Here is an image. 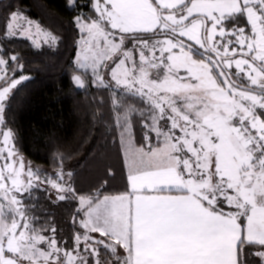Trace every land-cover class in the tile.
Masks as SVG:
<instances>
[{"label":"snow or ice","instance_id":"1","mask_svg":"<svg viewBox=\"0 0 264 264\" xmlns=\"http://www.w3.org/2000/svg\"><path fill=\"white\" fill-rule=\"evenodd\" d=\"M76 3L68 0L70 7ZM146 3L157 17L153 28H128L123 6L116 0H91V15L74 19L80 33L71 77L74 85L85 87L82 74L87 73L97 86L123 87L147 106L139 112L147 129L145 144L125 147L131 157L125 161L124 191L106 195L97 188L83 193L75 187L74 173L65 172L62 163L54 176H42L12 146V130L0 129V264H141L134 237L136 215L142 209L140 197L157 194L165 185H174L172 194L187 199L172 202L175 218L160 225L154 235L179 233L206 242L218 257L191 264H251L250 255L264 264V0ZM22 19L27 28L19 25ZM161 19L168 23L167 29ZM157 28L172 33L175 47H161V41L169 39L166 36L151 42L150 54L158 57V63L137 88L128 79L135 72V58L141 55L135 46L149 41L137 40L136 33H155ZM8 29H14L12 36H26L37 48L42 42L54 45L59 40L18 12L11 14ZM126 36L132 47L126 46ZM185 52L191 66L174 67L172 54L184 56ZM21 68L17 54L0 51V124H5L4 102L22 82L16 76ZM169 77L176 81L174 88L164 86L170 84ZM204 78L223 90L230 103L217 107L213 89L199 87ZM113 102L119 105L121 98ZM206 109L218 110L223 118L222 132L213 131L207 139L213 145L231 144L234 173H224L217 155L201 142L196 123ZM145 113L149 114L145 117ZM119 128L121 142L124 138L131 141L132 125L127 118H122ZM193 133H197L195 138ZM111 174L109 169L106 175ZM41 184L55 191L57 201L76 202L69 221L71 246L57 238L55 224L37 227L32 223L37 218L28 215L30 206L19 194L30 196Z\"/></svg>","mask_w":264,"mask_h":264},{"label":"trees","instance_id":"2","mask_svg":"<svg viewBox=\"0 0 264 264\" xmlns=\"http://www.w3.org/2000/svg\"><path fill=\"white\" fill-rule=\"evenodd\" d=\"M16 10L56 35V45L37 48L26 38L9 36L6 25ZM91 11V0H77L74 7L68 0H0L1 51L19 56L22 68L16 76H30L8 99L3 125L12 130L17 151L42 176H54L62 163L65 172L74 173L75 187L81 192L99 188L107 195L124 191L126 185L119 123L127 118L134 146L145 144L147 129L139 112L147 106L137 95L97 86L87 73L82 74L85 87L74 85L73 61L80 42L74 19ZM119 97L120 104H114ZM151 143L157 144L154 133ZM109 169L112 174L106 175ZM52 195L39 186L23 200L30 206L28 215L37 218L32 223L49 228L56 224L70 246L73 227L69 221L76 202H59ZM248 260L258 264L259 258L250 255Z\"/></svg>","mask_w":264,"mask_h":264},{"label":"rangeland","instance_id":"3","mask_svg":"<svg viewBox=\"0 0 264 264\" xmlns=\"http://www.w3.org/2000/svg\"><path fill=\"white\" fill-rule=\"evenodd\" d=\"M116 2L123 6L121 11L127 17L126 26L128 28H130V29H132V28H153L156 26L157 17H156V15L153 14L151 7L146 3V0H116ZM173 2H174V0H160V3L168 4V5H170ZM196 10H207V9L197 8ZM15 12H18L21 17H26L27 20L32 21L33 25L38 24L37 22H35V21L29 19L27 16H25V14L21 10H16ZM80 16H88V15L82 14ZM168 19L172 23H175V21L172 19L171 16H169ZM160 23L165 27V29H167V27H168L167 22H165L164 20L161 19ZM19 25L22 26L23 28L28 27V24L23 19L21 21H19ZM13 30L14 29H8V35L9 36L28 39L26 36H22L19 34L12 36L11 33ZM16 31H18V29H16ZM33 31H34V28H33ZM189 34L191 35L192 33H189ZM164 36L168 37L169 39L162 40L161 41V47H165L168 50L175 47V45H173V43L171 42L172 33L167 32V31L161 32L159 28L156 29L155 33H151V32H143V33L137 32L136 33V39L137 40L145 39V40L149 41L148 45L137 44L135 46V51L140 52L141 55L135 58V64H134L135 72L133 73V75L129 76L128 79L137 88H139L141 86V84H143L147 81V73L149 71H154V69L152 68V65L158 63V57L154 58L150 54V50L154 47V45L151 42L154 39H156L157 37H164ZM125 39L127 42L126 46L132 47L131 38L126 36ZM28 40H30V39H28ZM177 43H179L178 39H177ZM55 45L56 44H54V45L44 44L42 42L40 47H43V46L54 47ZM0 51H1V47H0ZM196 51H197L198 55H203L202 53H199L198 49ZM181 52H183V49H181ZM187 55L188 54L186 52L184 53V56H180V55L173 53L172 54L173 66L174 67L191 66L190 61H188L184 58ZM132 68H133V65L130 64L129 65V71H132ZM194 70L199 71V69H194ZM234 71H235V69H234ZM141 73H143L142 76H141ZM161 73H163V69H161ZM104 74H105V76L107 75V73H104ZM17 78L22 79V82L19 84V85H21L26 80H28L30 78V76L22 74V75H18ZM90 78H91V76H90ZM138 79L140 80V84H137ZM169 81H170V84H166L164 86L169 87V88H174L176 86V81L171 80V77H169ZM199 87H202L205 89H213V100H214L215 105L217 107L230 103L229 97H227L226 95L223 94V90L216 89L215 86L213 85V83H211L207 78H204L201 80ZM15 89H13L10 92L9 98L12 95V93L15 91ZM112 89L115 92L120 91V92L128 93L125 91V89L123 87L113 86ZM198 94L204 95V93H198ZM242 94L243 93H241V95ZM164 95L167 96L168 93L165 92ZM8 99L4 102L5 106H6ZM165 108H167V105H165ZM200 116H201V119L199 121H197L196 127L199 129L198 135L200 136L201 142L205 143L207 145L208 151L210 153L217 155V158L220 161V167L223 169L224 173H230V172L234 173L235 169L232 170L233 168H232L230 162L228 161V158L226 156L222 157L223 156L222 155V150H223L222 145L210 144V143H208V139H207L208 136L213 131L218 132V133L222 132V130H223V118H222V116L219 114L218 110H213V109H206L205 112L200 113ZM193 119L195 120L196 117H193ZM166 123L167 122L165 121L164 124L166 125ZM0 129L7 130L8 128H5L3 124H0ZM192 135L195 138L197 136V133H193ZM2 140H3V138L0 137V143H2ZM121 143H122L123 152H124V154L128 160L131 157V153L126 152L125 147L126 146L135 147L133 144V139H131V141H129L127 138H124L123 142H121ZM12 146L16 149V147L14 145V140H13ZM183 147H184V145H181V148H183ZM189 147H191L190 144H189ZM16 151H17V149H16ZM183 155L186 156L187 153H184ZM19 156L21 159H23V161L26 163V165L32 167L33 170L36 171L34 169V166L29 161H27L24 156H22L20 153H19ZM181 158L183 159V156ZM40 186H42L44 188L45 187L48 188L50 190V192H52V194H53L52 195L53 199H57V197H56L57 194L47 184H41ZM19 195H21L24 198L26 193H21ZM55 226L57 229H60L56 224H55ZM59 234H60L59 231H57V233H56L57 238L65 240V239L61 238ZM45 235H47V234H45ZM94 235H97V234H94Z\"/></svg>","mask_w":264,"mask_h":264},{"label":"crops","instance_id":"4","mask_svg":"<svg viewBox=\"0 0 264 264\" xmlns=\"http://www.w3.org/2000/svg\"><path fill=\"white\" fill-rule=\"evenodd\" d=\"M222 147V157L228 158L232 170H234L236 166L233 159L234 149L231 144L227 143ZM126 160L123 152L121 161L125 172L128 171L125 165ZM123 181L121 182L122 188H124ZM173 192H175L174 185H165L157 194H147L140 197L142 209L136 215L134 237L137 241V256L141 264H191L192 261L197 260L217 259L216 254L210 251L211 245L206 242L190 240L179 233L154 235L160 225L175 218V205L172 202L187 199L175 196L172 194Z\"/></svg>","mask_w":264,"mask_h":264}]
</instances>
